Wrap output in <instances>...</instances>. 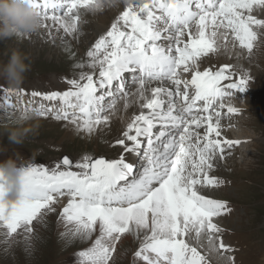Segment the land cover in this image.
<instances>
[{"label": "snow or ice", "instance_id": "6c2138e0", "mask_svg": "<svg viewBox=\"0 0 264 264\" xmlns=\"http://www.w3.org/2000/svg\"><path fill=\"white\" fill-rule=\"evenodd\" d=\"M34 6L44 21H54L72 34L80 22L79 10L99 11L104 0H34ZM254 7L264 10V0H140L139 4L127 0L126 10L88 53L87 67L99 68L98 77L82 74L68 81L73 90L42 98L63 102V107L55 110L56 120L91 133L94 127L109 122L105 100L113 97L114 107L116 100L129 95L123 82L125 74L139 73L138 98L148 112L132 119L123 132L125 139L117 145L137 154L147 147L148 170L130 181L134 169L125 159L109 162L87 156L79 163L63 158L53 170L30 166L20 202L9 207L0 201V227L6 230L5 236H15L20 230L31 233L33 222L44 210L54 211L53 206L67 197L62 216L75 225L73 235L91 239L99 233L93 248L80 254L82 264H109L121 239L127 235L139 238L141 232L144 239L135 253L141 264H208L188 237L194 233L199 240L202 234L220 233L213 220L231 211L227 202L206 198L200 190L221 186L209 175L213 160L218 154L222 157L225 145L229 149L239 145L219 139L221 112L217 107H224L218 102L232 91L245 92L247 80L241 77L232 82L231 66L201 72L199 64L217 51L218 29L231 32L241 48L252 52L259 39L254 29L264 30V20L252 15ZM48 9L60 15H49ZM165 39L168 47L160 43ZM181 69L193 72V78L181 80ZM154 81L175 85L171 103L164 99L168 92L158 86L147 89L151 98L145 95L146 84ZM227 112L238 114L235 108ZM158 126L178 128L183 134L177 140L167 130L154 133ZM194 128H205L206 134ZM125 140L132 146H126ZM212 239L209 236L210 244ZM216 250L234 251L222 238ZM230 259L234 262L235 258Z\"/></svg>", "mask_w": 264, "mask_h": 264}, {"label": "rangeland", "instance_id": "374dc122", "mask_svg": "<svg viewBox=\"0 0 264 264\" xmlns=\"http://www.w3.org/2000/svg\"><path fill=\"white\" fill-rule=\"evenodd\" d=\"M135 3L139 4L140 0H135ZM126 6L127 0H104V6L99 12L107 11V20H102L106 21V25L96 24L93 18H84L82 14L86 13L80 9V22L76 32L72 34L65 33L58 23L49 24L51 20H47L43 23L48 25L47 28L42 27L19 41H0V64H6L10 59L11 51L18 49L28 57V62L32 65V71L26 75L25 83L19 90L11 89L6 81L0 79V93H2L0 94V101H2L0 102V160L16 158L14 154L18 153L21 163L26 167L38 166L53 170L60 163V158L65 155L69 156L74 163L81 162L86 156L93 159L117 158L116 155L123 159L127 157L126 148L119 147L117 141L125 139L123 132L136 115L148 112L141 107L144 101L139 99L141 103L138 108L131 103L132 94L137 92L138 90L135 91V89L139 87L136 83L138 73H128L129 76L125 74L123 79L130 88L126 90L129 95L116 100L114 107H112L114 98L108 97L105 100V107L108 109L106 114L109 122L94 127L91 133L71 131L73 126L68 121L54 118L55 110L58 107L61 108L63 102L47 101L42 98L44 95L54 94L56 92L54 90L61 85L67 91L73 90L68 81L73 78L79 79L82 74H89L90 69L86 66L89 51L93 49L99 38L107 34L118 17L126 10ZM252 15L256 19L264 20V10L257 7H254ZM254 30L258 32L259 39L254 42L252 52H248L233 39L231 32L218 29L216 42L220 46L224 45L221 54L217 56L211 53L199 64L201 72L206 69L218 71L223 66H231L235 76L234 82H238L241 77L247 80L245 92L239 93L237 97L224 98V105L233 106L238 114H228V108H222L227 113V118L222 115L220 121L228 122L226 128H220L219 139L229 134L241 139L254 138L252 141L245 140L247 144L242 147L248 152H241L242 157L239 155V158L243 159L238 158L240 161L238 163L232 156L224 160L229 150L225 147L222 157H218L213 170L209 173L218 178L224 190L215 189L206 193H210L212 199L222 200L235 208L228 215L218 217L223 220L227 229L224 232L223 226L216 223L222 231L220 235H212V244L209 243L210 234L208 233L202 234L199 240L193 238L194 233L188 237V242L198 248L208 263L264 264V30ZM222 33H225L224 36H221ZM225 35L227 40L224 39ZM160 43L165 46L168 40H162ZM99 71V68H95L97 77ZM192 74L193 72L189 75L182 70L180 77L185 80L186 77L193 78ZM170 83L167 81L164 84L169 86ZM15 93H17L16 96ZM33 93L40 95H33ZM168 96L165 99H168ZM20 97L25 99L26 103L23 106L17 102ZM124 104H127V107ZM17 105H20V108ZM167 107L168 105L165 109ZM42 109L53 111L49 113ZM244 112L247 114H243ZM119 114H123L125 118L122 119L129 122L117 128L115 121ZM232 115H235V118ZM22 116L24 119L21 121ZM240 116L245 117V120H242ZM215 122L216 120L213 119L214 124ZM246 123H249L251 127L245 128L240 137V130ZM17 127H21L27 133L22 146L10 144L8 140V132ZM155 129L154 133L160 132L158 127ZM203 129V135H205L206 129ZM196 131L198 132V129ZM180 135L182 134L178 131L177 139ZM233 136H231L232 139H236ZM125 144L132 146L131 142L126 140ZM236 147L239 148V145ZM39 160H43L44 165L38 163ZM210 188H203L200 191H207ZM68 202V198L64 197L53 206L54 211L44 210L46 212L42 213L41 218L33 222L31 233L20 230L15 236L9 238L5 236L6 230L0 227V264H82L80 254L93 248L99 233H94L91 239L73 235L75 225L67 223L62 216V208ZM129 236L128 240L124 243L120 241L117 245L109 264H141L135 253L141 247L143 233H140L139 238L135 235ZM221 238L224 245L234 251L228 253L217 251ZM6 240L7 243H5ZM230 257L235 258L234 262Z\"/></svg>", "mask_w": 264, "mask_h": 264}, {"label": "clouds", "instance_id": "9594fccd", "mask_svg": "<svg viewBox=\"0 0 264 264\" xmlns=\"http://www.w3.org/2000/svg\"><path fill=\"white\" fill-rule=\"evenodd\" d=\"M44 20L34 0H0V41H19L40 30ZM32 71L28 57L18 49H13L6 64H0V79L13 90H19L25 83L26 75ZM22 116L20 120L22 121ZM26 130L17 127L8 132L10 144L22 146ZM16 158L0 160V201L9 207L19 203L24 193V177L28 167Z\"/></svg>", "mask_w": 264, "mask_h": 264}, {"label": "bare ground", "instance_id": "6f19581e", "mask_svg": "<svg viewBox=\"0 0 264 264\" xmlns=\"http://www.w3.org/2000/svg\"><path fill=\"white\" fill-rule=\"evenodd\" d=\"M111 10V9H110ZM87 12H85L86 14V16L84 15V14H82L83 15V17L85 18V17H88V18H90V19H94L95 20V23L96 24H101V23H103L104 25H106V21H102V20H104V19H106L107 20V17H106V12L105 13H100L99 11H95V12H92V11H88V10H86ZM111 13L113 14V11H111ZM109 16V15H108ZM66 20H68L69 21V23L71 22V19L70 18H68V19H66ZM100 21H102V22H100ZM49 24H53L54 23V21H50V22H48ZM50 26V25H49ZM97 29H100V28H98L97 27ZM77 34H78V32H77ZM76 34V35H77ZM224 34L225 33H222L221 34V36H224ZM226 36V35H225ZM229 39V38H228ZM218 41V40H217ZM225 41V40H224ZM224 43V42H223ZM222 46H224V45H222ZM222 46H220L219 44H217V42H216V48H217V51L216 52H214V54L215 55H217V56H219L220 54H221V52H222ZM224 54V53H223ZM193 75V74H192ZM157 83V86L158 87H160L161 89H164V90H167L168 91V89H169V87H167V86H163V85H166V84H164V83H167V82H163V83H161V82H156ZM57 84V83H56ZM58 85V84H57ZM156 86V87H157ZM58 87V86H57ZM137 88V87H136ZM150 88H155L154 87V84L150 87ZM147 87H146V92H145V95H147V96H151V92L150 91H147ZM136 90H138L137 92H135V93H133L132 94V99H131V103L133 104V106L135 107V108H138V106L140 105V103H141V101L139 100V87L137 88V89H135V91ZM54 91H56V92H54V93H61V94H63V93H65V92H67V89L63 86V85H61L57 90H54ZM16 94L17 93H15V96H16ZM168 94H170V90L168 91ZM166 98V97H165ZM164 98V99H165ZM167 100V99H166ZM17 102L20 104V105H25V99H24V97H20V98H18L17 99ZM128 102V101H127ZM168 102H169V100H168ZM128 104V103H127ZM127 104H124L125 106L127 105ZM230 104H232V103H230ZM237 105V104H236ZM239 105V104H238ZM118 106V105H117ZM227 106V105H226ZM63 107V104H62V106H61V108ZM127 107V106H126ZM228 108H234L233 106H231V107H229L228 106ZM240 108V107H239ZM119 109V108H118ZM236 109V108H235ZM228 113V112H227ZM227 113H225V112H223L222 113V115L223 116H225V118H227ZM113 114V113H112ZM228 114H230V113H228ZM111 115V114H110ZM118 116V118H117V120L115 121V123L117 124H115L116 126H117V128L121 125V126H123L124 124L126 125V122H129V121H124L122 118H125V116L123 115V114H119V115H117ZM128 116V115H127ZM232 117L233 118H235V115H232ZM224 118V119H225ZM241 119V118H240ZM227 122L228 121H224V122H221L220 121V128H226L227 127ZM73 127H71V131H74V129L76 128V126H74V125H72ZM247 127H250V125H249V123H246V124H244L243 125V128H242V130H240V137L243 135V133H244V131H245V128H247ZM155 131H156V129H154ZM225 134V133H224ZM221 136V135H220ZM233 136V135H232ZM249 136H251V135H249ZM234 138H236V139H232V137L230 136V139L232 140V141H236V142H239V147H242V145H244V144H247V142L245 141V140H249V141H252L254 138H251V137H249V139L248 138H243V139H241V138H237V137H235V136H233ZM248 137V136H247ZM216 137L214 136L213 137V139H215ZM251 138V139H250ZM221 140V142H223V140H224V138H222V139H220ZM230 141V140H229ZM249 143V142H248ZM225 147H227V145H225ZM238 148V147H237ZM229 149V148H228ZM239 149V148H238ZM237 149V150H238ZM239 150H241V149H239ZM227 152H230V153H232L233 152V150H231V149H229V150H227ZM245 152H248V151H245ZM244 155V154H243ZM69 157V156H68ZM245 161V160H244ZM250 163V162H249ZM248 164V163H247ZM248 165H250V164H248ZM205 196V195H204ZM129 235H127L126 237H124V239H122L121 241L124 243L126 240H128L129 238H130V236L128 237Z\"/></svg>", "mask_w": 264, "mask_h": 264}, {"label": "water", "instance_id": "95a60500", "mask_svg": "<svg viewBox=\"0 0 264 264\" xmlns=\"http://www.w3.org/2000/svg\"><path fill=\"white\" fill-rule=\"evenodd\" d=\"M63 158H69V157H68V156H64ZM63 158H62V159H63ZM62 159H61V161H62Z\"/></svg>", "mask_w": 264, "mask_h": 264}]
</instances>
